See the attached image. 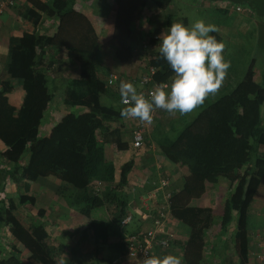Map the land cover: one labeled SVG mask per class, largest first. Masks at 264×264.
Masks as SVG:
<instances>
[{
	"label": "trees",
	"instance_id": "trees-1",
	"mask_svg": "<svg viewBox=\"0 0 264 264\" xmlns=\"http://www.w3.org/2000/svg\"><path fill=\"white\" fill-rule=\"evenodd\" d=\"M171 1L115 0L112 38L119 61H127L134 54V22L147 3L152 2L164 11ZM210 1H228L244 9L232 10L234 13L248 15L258 9L257 2L264 4V0ZM20 2L14 6L17 16L32 23L35 30L9 38L0 70V160L8 165V177L15 174L24 180V192L19 193L18 203H28L31 214L36 215L43 208L31 191V183L52 176L62 183L61 189L70 187L62 190V199L88 222L68 250L64 245L51 247L44 242L48 233L43 225L30 230L25 228L14 211L0 200V230L6 229L26 253L25 262L15 248L0 258V264H90L89 253L100 254L116 236L122 240L125 232H131L127 227L121 228L120 222L127 213L124 191L135 163L132 158L124 162L114 184L116 169L109 154L111 150L105 149L107 145L117 151L122 148L121 130H108L105 123L124 118L121 110L126 105L121 103L118 76L95 61L99 36L89 17L75 7V0ZM213 11L225 15L229 10L215 7ZM166 17L169 26L172 15ZM43 18L56 24L52 33L38 31ZM237 27L232 25V30L228 31L239 29ZM220 31L209 34L222 41ZM228 37L230 47L231 35ZM140 50L144 52L146 72L138 80L137 91L148 98V91L155 89L159 82L170 84L174 73L160 58L159 37L148 38ZM228 50L225 49L223 55L230 67L215 94H209L201 105L188 113L173 114L157 109V120L146 131L167 161L188 172L169 199L171 218L189 230L182 245V264H210L207 233L218 225L221 236L225 235L221 264H248L250 261L248 210L264 175V156L260 151L264 147V79L255 81L254 59L247 67L243 65L238 69L241 50L237 48V55L233 57ZM74 53L77 59L72 57ZM64 67H72L75 72L63 76ZM149 69H153V73H148ZM112 76L115 78L111 82ZM147 76L149 81L141 82ZM59 88L63 106L80 107L83 111L77 114L67 111L43 132L51 121L50 108ZM13 91L23 94L19 106L9 102L7 94ZM103 97L119 101L121 110L102 105ZM142 123L131 130V137L132 131ZM251 153L256 159L250 171L244 167ZM221 179L230 187L221 215L214 214L210 206L192 204ZM94 181L105 183L108 191L95 194L91 187ZM105 203L110 221L93 219L92 212ZM110 203L114 204L112 209ZM118 244L123 246L121 241ZM110 258L106 257L104 263L112 264Z\"/></svg>",
	"mask_w": 264,
	"mask_h": 264
},
{
	"label": "crops",
	"instance_id": "crops-1",
	"mask_svg": "<svg viewBox=\"0 0 264 264\" xmlns=\"http://www.w3.org/2000/svg\"><path fill=\"white\" fill-rule=\"evenodd\" d=\"M23 1L25 0H21L20 3ZM42 1L47 2L48 0ZM175 2L176 0H172L169 6L164 10V12H168L167 15H170L169 10L173 9ZM183 3L189 4L191 1L183 0ZM75 7L79 8L87 15V17H89L96 33L99 36V40L94 52L95 61L100 64L103 69L107 71L109 70L110 74L118 76L117 84H120L121 81L132 82L138 90V80L142 74L146 72L144 67V52L140 50V46L142 43L144 45L148 38L155 35L147 33L144 40L139 41H137L134 37L135 40L133 42L139 44L138 48L134 50V54L130 59L121 62L115 56V50L117 46L114 39L112 38L116 12L115 0H75ZM93 9L96 10L94 11ZM144 10H147L145 15L148 16H146L144 22L146 24H150L149 30L147 29L149 32L152 30V28H154V26L151 25L150 15H157L158 12H162L163 10L159 9L152 2H148ZM55 26L56 24L52 23L51 20L43 18L42 23L38 27V31L40 33L50 34L55 30ZM143 27L144 26H142V29L146 30L147 27ZM136 28L133 26V32L136 31ZM34 30L35 27L32 23L17 16L15 7L8 9L2 15H0V70L7 55L9 38L11 36H20L24 33H32ZM134 34L135 33H133V36ZM142 34H144V32H142ZM222 42L225 44V48L223 50L224 52L229 40H227V43L224 42L222 35ZM72 57L77 59L76 53H74V56ZM74 72L72 67L62 68L63 76ZM253 77L257 82L262 81L264 78V76H261L260 79H257L255 72ZM170 85L171 83L169 86ZM61 95L62 91L59 88L57 90V96L59 97V100ZM7 96L9 98V102L14 106H19L22 103L23 94L21 93L13 91L7 94ZM101 103L102 105L113 107L115 110H121L122 108L119 101L110 97H103L101 99ZM65 113L66 107L64 106V108H62L60 101H58V103H53L50 108L51 121L49 120L50 122L48 121L49 123L45 125L43 132L48 131L52 126H54ZM142 122L144 121H141L139 118L124 117L116 121H109L105 123V127L108 130L118 128L121 130L123 135L126 133L130 138L129 142L122 139V148L120 151L114 150L112 147H110V156L116 169L114 184L118 180V171L121 165L131 158L135 163L132 172L129 174L128 183L124 191L126 194L125 201L127 213L140 206V198L143 196L153 194L150 204L161 202L163 192L171 194V192L179 189L184 177L188 174L186 168L171 164L159 151H157V147L150 141L148 136L149 133L145 134V137L147 138L145 139V146L142 149L135 150L133 148L131 130ZM152 127L153 126H151V128ZM23 163H26V160H24ZM8 169L7 163L0 160L1 202H3L6 207H9L14 211L15 215L18 219H20L22 225L25 228H29L30 230L37 225H43L48 233V238L44 241L47 246L58 247L64 245L65 249L67 248L66 250H68L78 240L80 233L82 232V228L88 222L87 218H85L75 209L69 207L62 199V190L69 189L70 187L65 186L64 189H61L62 183H58V181L55 180V177L52 176L40 178L35 182H32L31 191L43 205V208L40 209L36 215H33L31 214V206L28 203H24L23 205L18 203L19 193L24 192V180L15 174H10V180L8 177L9 174L7 172ZM160 179H165L167 181V186L163 190L158 189L157 186V183ZM108 188L109 186H107L105 183H101L99 195L105 194L108 191ZM228 193H230L228 182L221 179L216 185L209 186L206 193L200 199L193 201L192 204L210 206L213 209L214 214L221 215V209ZM220 198H222V201ZM109 205L112 209L114 204L111 205L110 203ZM248 213L255 216L252 221L253 225L248 230V239L250 245V261L248 264H257L256 256L262 253L264 250V175L250 204ZM92 218L110 221L111 216L109 210H107L106 203L102 208L92 212ZM132 225L133 229H129L127 227V230L134 232L139 226L136 219ZM170 227L175 232V245L171 250L167 252L164 251L159 254V256L174 254L180 257L182 264V245L187 239L189 230L182 223L177 222L172 218L170 220ZM231 227L233 228V226ZM207 236L210 243V246L207 250V258L210 264H221L223 255L225 254V235L221 236V231L218 225L209 231ZM119 238L120 237L116 236L114 241L112 240L111 243H109L100 254L89 253V257L87 255V258L90 264H105V250L111 252L109 257H111L110 259L113 264V260L117 258L121 252V247L118 244L120 242ZM15 248L20 252L22 260L26 262V253L24 252V249L22 250L19 242L15 238L11 237L6 229H1L0 258L7 255L8 253L13 252ZM113 253L114 256H111ZM91 255L92 257H90Z\"/></svg>",
	"mask_w": 264,
	"mask_h": 264
},
{
	"label": "clouds",
	"instance_id": "clouds-1",
	"mask_svg": "<svg viewBox=\"0 0 264 264\" xmlns=\"http://www.w3.org/2000/svg\"><path fill=\"white\" fill-rule=\"evenodd\" d=\"M216 31L215 25L202 19L191 25L170 24L159 38V55L174 73L171 85L159 82L146 98L132 82L121 81V103L126 105L121 116L151 123L155 109L184 114L215 94L230 67L223 55L225 44L209 34ZM142 264H181V259L174 254L149 255Z\"/></svg>",
	"mask_w": 264,
	"mask_h": 264
},
{
	"label": "rangeland",
	"instance_id": "rangeland-1",
	"mask_svg": "<svg viewBox=\"0 0 264 264\" xmlns=\"http://www.w3.org/2000/svg\"><path fill=\"white\" fill-rule=\"evenodd\" d=\"M190 1L191 3L184 4L183 0H176L173 9L169 10L170 15H172L171 24L176 22H182L185 25H191L196 20L202 19L205 21V23H210L215 25L217 30L221 29L223 31L220 32L223 35L224 42L227 43V40H229L228 35H231L230 41L232 42V45H230L229 47V43H228L226 46V49H229L228 53L230 54V57L237 55L235 52L237 48L241 50L237 68L241 69V67L243 68V65L247 67L249 62L251 63V60L254 59L255 60L254 72L256 78L260 79L261 76H264V4L257 2L255 7H258V9H256L255 12H252L251 15H248L246 12L241 14L236 12L234 13V11L232 10H229L225 15H218L214 13L213 9L217 7V4L220 1H210V0L209 1L190 0ZM243 6L246 7L247 5H243ZM93 10L95 11L96 9ZM146 13L147 10L146 11L141 10V12L139 13L140 16L138 20L134 22V27L137 28L133 37H135L137 41L144 40L147 33L155 35L156 37L160 38L161 34L163 32H166L168 28V26L166 25L167 17L164 16L167 15L168 12L162 11V12H158L157 15H150L151 25L154 26V28H152V30L148 32L150 28V24H146L144 22L146 16H148L145 15ZM232 25L234 26L238 25L237 28L239 29H234L232 32L228 31V30H232L231 29ZM142 26H144L145 28L147 27L146 30H143ZM142 32H144V34H142ZM224 32H227L228 35ZM138 45L139 44L137 45L134 44L135 50L138 48ZM141 45H143V43ZM54 101H55L54 103H58V101H60L59 97L56 96ZM61 106L62 108H64L62 104ZM67 111H71L77 114L82 112L83 108L78 107V108L70 109L66 107V112ZM263 114H264V110H263ZM122 139H124L127 142L130 141L129 135L126 133L122 136ZM105 149L109 152L110 145L105 146ZM260 151L264 156V147L260 148ZM110 153L111 152H109V154ZM255 159H256V155L254 153H251L249 163L244 168L250 169L251 171L254 167ZM220 199L222 201V198ZM253 218H255V216L253 214L251 215L249 214V220H248L249 229L253 225L252 224ZM128 228L133 229V225L130 224ZM105 251H106V257L109 256L111 252L108 250ZM111 256H114V253ZM90 257H92V255Z\"/></svg>",
	"mask_w": 264,
	"mask_h": 264
},
{
	"label": "built area",
	"instance_id": "built-area-1",
	"mask_svg": "<svg viewBox=\"0 0 264 264\" xmlns=\"http://www.w3.org/2000/svg\"><path fill=\"white\" fill-rule=\"evenodd\" d=\"M20 0H0V15L8 9H11ZM222 2V1H221ZM219 2L217 7L228 10L244 11V9L234 6L228 2ZM156 37V36H154ZM148 73H153V69H149ZM111 77V82L114 80ZM149 77H143V83H147ZM155 89L148 91V97ZM147 98V97H146ZM158 110L152 113V122L144 121L142 125L132 131V146L135 149L143 147L145 134L149 127L153 126L157 120ZM158 189L163 190L167 186L165 179H160L157 183ZM101 182L95 181L92 184V190L95 194H99ZM153 194L140 198V206L134 208L131 212L126 213L120 222L121 228H126L136 219L139 226L134 232H125L123 234L120 255L113 260V264H142L143 259L149 255H157L172 249L176 242L175 232L170 227V194L163 192L161 202L150 204ZM120 243V242H119ZM257 264H264V250L256 256Z\"/></svg>",
	"mask_w": 264,
	"mask_h": 264
}]
</instances>
